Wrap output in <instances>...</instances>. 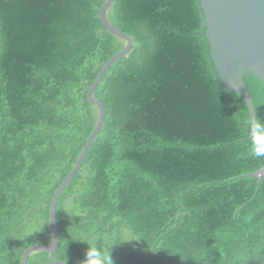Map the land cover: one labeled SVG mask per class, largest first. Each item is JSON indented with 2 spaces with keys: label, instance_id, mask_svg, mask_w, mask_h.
Listing matches in <instances>:
<instances>
[{
  "label": "trees",
  "instance_id": "obj_1",
  "mask_svg": "<svg viewBox=\"0 0 264 264\" xmlns=\"http://www.w3.org/2000/svg\"><path fill=\"white\" fill-rule=\"evenodd\" d=\"M107 0H0V264L53 240V197L94 131L88 99L127 45ZM108 21L134 46L94 98L105 120L59 197L54 260L81 264H264V158L224 87L200 0H114ZM256 117L264 83L243 75ZM27 264H55L37 251Z\"/></svg>",
  "mask_w": 264,
  "mask_h": 264
},
{
  "label": "water",
  "instance_id": "obj_2",
  "mask_svg": "<svg viewBox=\"0 0 264 264\" xmlns=\"http://www.w3.org/2000/svg\"><path fill=\"white\" fill-rule=\"evenodd\" d=\"M113 1L114 0L106 1L100 11V19L111 33L125 39L127 45L104 65L88 92L89 101L99 108V119L75 167L57 189L53 197L50 211L53 240L48 244H39L28 248L23 255L21 264H27L30 255L37 251L50 253V259L55 264H66L54 260L60 239L56 223V211L59 197L74 179L90 146L103 127L105 107L94 98V93L108 69L122 57L127 56L134 46L130 36L114 27L108 21L107 9ZM200 2L204 13L211 57L219 72L224 87L233 98H235V92L240 94L249 107L251 117L256 118L254 102L246 84L243 82V75L247 71H252L253 74L264 83V0H200ZM239 62H242V64L239 70L236 71V65ZM230 78L237 81L238 87L235 88V86L231 84ZM253 176L259 178L264 177V169L255 172Z\"/></svg>",
  "mask_w": 264,
  "mask_h": 264
},
{
  "label": "clouds",
  "instance_id": "obj_3",
  "mask_svg": "<svg viewBox=\"0 0 264 264\" xmlns=\"http://www.w3.org/2000/svg\"><path fill=\"white\" fill-rule=\"evenodd\" d=\"M242 62L236 65V71L239 70ZM231 79V84L238 87L235 79ZM239 130L242 135L249 137L252 154L258 158H264V119L260 117L249 118L239 122ZM81 264H105V260L94 247L86 250L85 258ZM107 264H111L110 257L107 258Z\"/></svg>",
  "mask_w": 264,
  "mask_h": 264
}]
</instances>
